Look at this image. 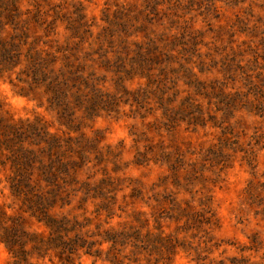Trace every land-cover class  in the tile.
I'll list each match as a JSON object with an SVG mask.
<instances>
[{"label":"rangeland","instance_id":"374dc122","mask_svg":"<svg viewBox=\"0 0 264 264\" xmlns=\"http://www.w3.org/2000/svg\"><path fill=\"white\" fill-rule=\"evenodd\" d=\"M35 7L18 28L63 95L24 46L0 108L70 149L2 157L0 264H264V0Z\"/></svg>","mask_w":264,"mask_h":264},{"label":"trees","instance_id":"16d2710c","mask_svg":"<svg viewBox=\"0 0 264 264\" xmlns=\"http://www.w3.org/2000/svg\"><path fill=\"white\" fill-rule=\"evenodd\" d=\"M20 2L21 0H0V75L8 68L20 64L23 56L22 49L26 46L24 60L31 66L27 70L30 71L29 73L32 77L44 78L43 81H47L45 88L47 87V90H50V96L47 101L49 104H55L59 97L63 95L61 92L63 91V84L55 80L57 76L51 80L46 78L51 72V57L41 58L40 54L32 50L31 45L27 43L26 33L18 28V26L25 24V21H27L26 19L22 20L23 17L27 18L30 16L36 22L39 17V10H37V7H35L34 12L28 9L22 10ZM43 68L48 70L43 71ZM28 141L36 147L38 153L44 154L50 161L55 158L54 155L61 156L63 150L69 148L68 142L62 145L60 139L49 134L39 121H14L3 113L0 108V165L4 163L1 160L2 157H5V160H8L17 169L25 172L30 168L36 160V151L28 150L24 147V143ZM15 228H17L16 225ZM15 242L13 241V244ZM8 251L13 257H16L14 250L8 248ZM18 252L23 256L22 248Z\"/></svg>","mask_w":264,"mask_h":264}]
</instances>
